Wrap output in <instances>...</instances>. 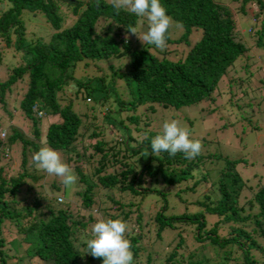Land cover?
Returning <instances> with one entry per match:
<instances>
[{
    "label": "trees",
    "instance_id": "1",
    "mask_svg": "<svg viewBox=\"0 0 264 264\" xmlns=\"http://www.w3.org/2000/svg\"><path fill=\"white\" fill-rule=\"evenodd\" d=\"M0 3V37L7 47L14 36L15 50L10 52L18 51L23 61L5 65L0 110L12 120L15 112L8 107L7 95L23 85L17 112L30 121L32 131L28 137L19 127L9 126L0 136V264H103L102 258L86 254L83 243L91 238V226L100 218H121L128 224L132 219L127 235L134 264L142 256L144 264H153L157 254L141 251L139 240L149 232V224L154 239L168 238L170 250L159 264H264V179L261 174L252 175L254 186L247 197L242 196L247 185L235 167L244 158L203 150L193 159H186L184 153L154 156L151 140L160 133L146 128L145 114L124 116L134 127L142 119L144 135L139 140L129 133L126 138L111 139L107 130L96 125L92 108L78 114L69 100L62 99L73 83L77 90L83 87L85 101L102 105L111 99L115 111L144 106L150 114L155 109L212 100L219 79L227 75L225 89L217 92L227 96L228 102L235 96L249 107L257 106L253 100L264 97V65L256 58L264 56V0H228V4L161 0L182 29L176 37L167 34L166 42L187 45L173 60L164 57L166 51L156 56L147 49L148 43L127 31L145 22V17L123 9L117 13L111 0H99V6L96 0ZM23 10L43 17L50 28L46 39H24ZM243 21L245 31L240 26ZM191 29H199V36L188 45ZM4 48L0 60L7 52ZM245 58L252 66L236 67ZM74 66L82 72L87 69L90 76L84 81L73 78ZM92 92H97L96 98ZM33 104L41 116L53 119L46 125L43 140L40 117L30 109ZM109 108L102 116H109ZM124 118L119 116L118 123ZM255 127L246 125L248 130ZM85 139L93 140V152L80 155L76 148ZM14 143L19 144V153L12 173L7 152ZM44 146L59 151L78 176L71 194L61 181L46 180L47 173L34 165L33 154ZM216 162L219 165L211 164ZM200 188L203 191L197 196ZM184 193L194 195L188 199ZM145 201L152 202L154 210L143 223V214L150 210L144 207ZM170 201L179 203L177 209ZM170 230L176 231L167 236ZM181 248L189 251L187 259Z\"/></svg>",
    "mask_w": 264,
    "mask_h": 264
},
{
    "label": "rangeland",
    "instance_id": "2",
    "mask_svg": "<svg viewBox=\"0 0 264 264\" xmlns=\"http://www.w3.org/2000/svg\"><path fill=\"white\" fill-rule=\"evenodd\" d=\"M83 1V0H81ZM110 1V0H105ZM218 3H225L228 4V0H214ZM2 5L0 8H2ZM39 14V13H38ZM38 14H32L31 12L27 10H23L20 14V19L22 21V24L24 26V39L29 40L33 39L35 37L46 39L50 28L46 24L45 20L42 16ZM237 19V17H235ZM238 20V19H237ZM173 21V20H172ZM240 26H242V30L245 31L246 28V22H241ZM149 23L146 19L145 22H141L137 27V33H144L148 30ZM182 29L179 26V24L175 21H173L172 27L169 29L168 34L169 36L176 37L181 33ZM199 36V29H191L190 33L188 34V45L193 39L198 38ZM131 37V36H130ZM151 46V44H148ZM15 38L14 36H11V44L7 47H5V42L0 37V50H2L4 47L6 53H4L1 56L0 60V79H3L5 77V65H14L17 63H22L21 57L17 55V53L10 52L11 50H15ZM147 46V49L155 54L158 57L163 56L164 51V57L169 60L176 59L180 57L183 52H185L187 45L183 42L172 43V42H166V46L163 49H158L156 47H150ZM264 57V56H263ZM262 56H257L258 62L261 63V65H264V58ZM118 63V61H115ZM248 62V63H247ZM108 62H105L104 64H107ZM103 64V65H104ZM243 64L248 66V68L252 65H250V61H247V59L239 60L236 67L238 68H245L243 67ZM77 66V65H76ZM74 66V69L72 72L73 78L82 79L84 81L85 78H88L91 74L87 69H85L84 72L81 71L80 68ZM264 67V66H263ZM263 67L258 70L260 73L263 71ZM241 69V70H242ZM253 71V70H251ZM255 72V71H253ZM252 72V73H253ZM22 84V83H21ZM227 84V75L222 76L218 84L216 86V90H222L225 89ZM254 84V83H253ZM73 91L67 92L63 96V101H68L72 107V109L78 113H89L90 110H94V117L95 121L97 122V126L100 129H105L107 132L110 133L109 137L111 139H118V138H126V133H129L131 137H135L137 140H139L141 137H143L144 133L142 132L143 124L142 119L138 122L137 125L127 122V120L124 118L125 115H128L129 113H135V114H145L147 116L148 125L146 126L147 129H151L154 131H158L161 133L162 131V124L165 120H171L176 119L180 122L181 126L187 128L190 133L191 137L193 139H199L203 145L202 150L208 151L210 153L214 154H220L221 156H226L227 158H235V157H241L244 158V162L236 164V171L238 174L245 179L244 183L247 185L245 186V189L242 191V196L247 197L249 195L250 189L254 186L255 178H251L254 174H261V179H264V97L261 99H258L256 97L253 101V103H257V106L249 107L245 104H243V101L241 99L235 98V96L231 97V99L228 102L227 96H223V94L218 93L217 91L213 92L211 94L212 100H200L188 105H180L176 108L168 107L164 108L163 110L155 109L153 113L148 114L147 110L144 106H138L134 111L132 110H122V111H115L114 110V104L111 99H108L104 104L98 105V103L94 101H85L83 99V93L84 89L80 88L79 90L75 89V85L73 83L68 84ZM24 86L18 85L16 87H13L11 92L7 95V103L8 107L10 109H14V116L11 118L12 122L7 119L6 115L3 111L0 110V135L6 131L9 126H16L19 127L24 134H26L28 137H32V131H31V123L29 120H26L17 112V105L16 102L19 99V96L21 92L23 91ZM68 88V87H67ZM97 92H92L93 97L96 98ZM262 94H264V89L262 90ZM110 105V106H108ZM111 107L112 112H110L109 116H102V114L106 111V109H110ZM263 109H262V108ZM92 108V109H91ZM255 111V112H254ZM119 116L121 118H124V121L122 120L121 123H118ZM142 118V117H141ZM57 119V118H56ZM249 119L250 121H248ZM53 119H49L47 116H41L39 119L38 127H39V133H40V140H43V133L46 128V125L49 121H52ZM249 124L253 126L254 124H257V128L248 130L246 128V125ZM138 128V129H137ZM108 136V134H106ZM92 139H85L82 141L80 145H78L77 152L80 155L90 154L93 152L92 147L90 144L92 143ZM130 143H134V141H131ZM84 148V149H83ZM8 153V158L10 160L7 162L8 167H11V169H8L10 172H14L16 170V165L18 161V153H19V144L14 143L12 146V150ZM139 154H137L138 156ZM136 156V158H137ZM81 159L79 162L82 161V156H80ZM78 158V157H77ZM76 160V161H77ZM263 163V164H262ZM75 161L71 160L70 165H74ZM218 164L216 163H211ZM84 165V164H82ZM87 169H90V166L87 167ZM6 169V171H8ZM112 169L109 168L108 171H111ZM56 179L58 181H61L59 177L55 176H49L47 174L46 180ZM249 186V187H248ZM203 191V188H200L195 194L199 196L200 192ZM72 193V191H71ZM70 193V194H71ZM151 195V194H149ZM194 193L191 195L190 193H184V197L188 199H192ZM153 196V195H151ZM126 198V197H125ZM154 198V196L152 197ZM131 200V199H130ZM133 200V199H132ZM155 200V199H152ZM173 205V209H177L179 206V203L177 201H170ZM73 203V202H72ZM144 207H149L150 210L148 211V214H143L142 222L146 223V221L150 220V216L152 215V211L154 210V206L152 202L145 201ZM152 207V209H151ZM179 209V208H178ZM97 210V209H96ZM98 213V210H97ZM212 217H208V219H211ZM130 223H132V219L128 220ZM129 223V226L131 224ZM148 225V224H147ZM147 227V235H143L142 238H140L139 243L142 244L141 251L145 253L146 251H156L157 254L153 257L152 261L153 264H159V261H162L165 257V254H167L170 250V246L166 245L167 239L164 240H156L153 238V233L151 232V224H149ZM146 227L142 228V231H146ZM131 229V227H130ZM133 230V229H132ZM176 230H170L167 232V236H170L171 234H174ZM7 238H9L10 235H6ZM189 237V233L188 236ZM182 249V256L187 259V256L189 254V251H186L184 248ZM139 264H144V257L140 258Z\"/></svg>",
    "mask_w": 264,
    "mask_h": 264
},
{
    "label": "clouds",
    "instance_id": "3",
    "mask_svg": "<svg viewBox=\"0 0 264 264\" xmlns=\"http://www.w3.org/2000/svg\"><path fill=\"white\" fill-rule=\"evenodd\" d=\"M111 3L117 13L123 9L137 17L147 19L149 27L142 36L137 34L135 27L127 29L128 32L136 35L142 43L155 45L158 49H163L166 46L167 34L173 21L161 0H111ZM96 4L99 6V0H96ZM86 100L88 99L86 98ZM32 113L36 117H41V115L37 116L34 112ZM202 147L201 141L193 139L190 131L181 126L176 119L165 120L161 133L152 138L150 144L151 154L154 156H159L162 152H167L173 157L177 153H184L186 159H193L200 155ZM32 161L38 169L46 172L49 176L59 177L69 194L76 186L78 176L64 161L59 151L48 146L41 147L33 154ZM130 230L129 224L121 218L97 219L91 226V238L83 239V243L88 249L86 254H90L94 258H102L103 264H134L132 243L127 235Z\"/></svg>",
    "mask_w": 264,
    "mask_h": 264
},
{
    "label": "built area",
    "instance_id": "4",
    "mask_svg": "<svg viewBox=\"0 0 264 264\" xmlns=\"http://www.w3.org/2000/svg\"><path fill=\"white\" fill-rule=\"evenodd\" d=\"M31 110H32V112H34L37 116L41 115V111L37 110L34 104L31 106ZM56 199L59 201L61 198H60V197H57Z\"/></svg>",
    "mask_w": 264,
    "mask_h": 264
},
{
    "label": "water",
    "instance_id": "5",
    "mask_svg": "<svg viewBox=\"0 0 264 264\" xmlns=\"http://www.w3.org/2000/svg\"><path fill=\"white\" fill-rule=\"evenodd\" d=\"M2 4L0 3V6H1ZM70 91V86L67 88V92H69Z\"/></svg>",
    "mask_w": 264,
    "mask_h": 264
}]
</instances>
